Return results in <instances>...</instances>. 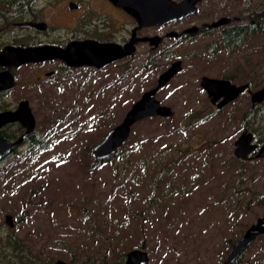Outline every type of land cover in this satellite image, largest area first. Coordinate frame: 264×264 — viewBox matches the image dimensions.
I'll list each match as a JSON object with an SVG mask.
<instances>
[{"label":"rangeland","instance_id":"1","mask_svg":"<svg viewBox=\"0 0 264 264\" xmlns=\"http://www.w3.org/2000/svg\"><path fill=\"white\" fill-rule=\"evenodd\" d=\"M243 3L264 11V0ZM217 37L197 35L170 52H151L156 65L147 69L142 47L99 72L81 70L27 93L31 72L18 89L48 148L0 162V238L15 236L44 264H119L122 252L141 244L149 264H221L230 242L264 215V156L241 165L233 153L244 130L254 136L242 124L250 94L217 110L200 79L232 75L236 84L253 81L252 90L264 86V33L235 53L213 55L207 45ZM177 58L183 70L156 94L173 117L137 122L119 148L125 157L90 168L93 147ZM263 254L261 235L239 259Z\"/></svg>","mask_w":264,"mask_h":264},{"label":"flooded vegetation","instance_id":"2","mask_svg":"<svg viewBox=\"0 0 264 264\" xmlns=\"http://www.w3.org/2000/svg\"><path fill=\"white\" fill-rule=\"evenodd\" d=\"M169 1L180 4L184 0ZM243 1L198 0L194 5V12L190 15L173 18L165 23L141 24L134 15L115 0H0V52L7 47L49 46L65 50L69 45L79 43L113 45L123 49L131 44L133 47L132 53L126 56L127 58L119 59L100 68L88 65H69L61 58L44 59L21 65L0 64V73H8L12 82V85L7 89H0L1 100L8 96L13 98L12 102H1L0 112L16 111L21 102L27 101L35 120L31 131H27V127L19 120L0 126V135L4 137L1 136L3 139L10 143L19 141L0 162L17 153H20L22 157L33 156L41 141H44L37 129L36 118L29 99L20 96L25 93L23 92L25 90L18 89L24 85L23 81L28 80L32 73L35 80L27 83V86L25 85L27 93L31 92L34 86L43 88L44 84H47L51 79L72 77L81 70L94 74L121 60L131 58L142 47L148 53L147 56L154 57L150 55L151 52H170L178 46H183L185 42H189L197 35L217 34L219 37L226 32L239 35L251 32L255 34L254 36H258L264 33V11L245 4ZM202 13L203 15H201ZM221 18H228L229 21L218 26L212 25ZM177 60L181 61L182 66V60L177 58L174 61ZM182 70L183 66L179 73ZM175 76L176 74L172 78ZM222 78L226 79L224 76ZM232 80L233 78L230 79L231 82ZM244 83L250 86L248 80ZM203 91L206 93L204 89ZM214 106L216 107V105ZM255 154L253 152L249 157L253 158ZM232 245L229 246V250Z\"/></svg>","mask_w":264,"mask_h":264},{"label":"water","instance_id":"3","mask_svg":"<svg viewBox=\"0 0 264 264\" xmlns=\"http://www.w3.org/2000/svg\"><path fill=\"white\" fill-rule=\"evenodd\" d=\"M122 7L126 8L134 15L141 24H157L168 22L177 17H184L194 12V5L198 0H184L180 4L171 3L169 0H115ZM228 18H221L213 23L218 26L228 22ZM131 44L124 49L113 45L98 44H72L65 50L54 47L38 48H18L7 47L0 52V64L14 63L21 65L27 62H38L44 59L61 58L69 65L103 67L129 56L132 53ZM181 61H174L166 70L161 72L156 84L143 91L140 97L134 101L126 111L122 120L109 129L104 137L93 147L91 156L96 160H104L112 156L130 136L131 128L137 122L146 118L161 117L169 119L173 117L174 111L170 106L162 104L156 97L157 92L166 86L168 81L180 72ZM12 85L11 77L8 73H0V89ZM201 87L206 91L211 104L217 109H222L240 94L247 91L251 96V103L261 104L264 102V86L252 91L249 84L237 85L224 78H213L203 76L200 82ZM19 120L31 131L35 125V120L28 102H21L16 111L0 112V126L7 122ZM19 141L10 143L0 135V160L11 151ZM234 155L241 160L250 159L249 155L256 152L254 157L264 156V139L259 144L254 141L251 132L244 130L234 142ZM5 223L13 228L14 217L10 214L5 216ZM261 235H264V215L256 219L242 236L234 242L227 256L221 264H234L244 253V251ZM54 264H71L63 259H57ZM124 264H149L148 253L144 249L134 248L126 253Z\"/></svg>","mask_w":264,"mask_h":264},{"label":"trees","instance_id":"4","mask_svg":"<svg viewBox=\"0 0 264 264\" xmlns=\"http://www.w3.org/2000/svg\"><path fill=\"white\" fill-rule=\"evenodd\" d=\"M264 30V29H263ZM254 33H245V34H236V33H230L226 32L222 36H219L215 38L209 45H207V50L210 54H218L219 52H224L226 54H232L235 53L238 50H241L242 47L250 41L253 38H255ZM156 62L154 61V57L147 56L143 68L147 69L149 66H155ZM225 78L231 79L233 78L232 75L226 76ZM250 83V86L255 85V83L251 80H248ZM264 118V102L263 104H257L252 105L249 107L247 111L244 112L242 115V124L248 126L254 133L255 136V142L261 143L264 139V127L260 125V120H263ZM147 120L153 119V118H146ZM57 120H60V118H57ZM255 120H257V125L253 127V123H255ZM259 124V125H258ZM123 146V145H122ZM121 146V147H122ZM39 148L41 150H45L48 148V145H45L43 141H41ZM85 148L88 150V152L91 151V146L86 145ZM127 151L123 152L122 150L118 149L111 158L108 157L105 160H96L90 159L89 154V160H92L90 162L89 167L92 168L97 165H101L103 163H106L107 161H110L113 157L118 156L120 158L125 157L127 155ZM104 161V162H103ZM240 164L242 165L245 163V160H238ZM238 176H242L240 173H238ZM257 196L260 197L261 195L257 193ZM264 197V194H263ZM230 244H233L230 242ZM229 244V245H230ZM140 248H144V244H141ZM31 251L27 250L20 239L16 238L15 236H8L6 235L4 238H0V264H44L38 258L37 256H32ZM126 254L124 252L121 253L118 263L124 264ZM239 260V261H238ZM236 263L240 264H264V254L262 258L256 257L254 259H248L244 261L243 263L240 262V259H238ZM73 262V260L71 261Z\"/></svg>","mask_w":264,"mask_h":264},{"label":"bare ground","instance_id":"5","mask_svg":"<svg viewBox=\"0 0 264 264\" xmlns=\"http://www.w3.org/2000/svg\"><path fill=\"white\" fill-rule=\"evenodd\" d=\"M133 56V55H132ZM125 58V57H124ZM127 58V57H126ZM183 62V61H182ZM183 64V63H182ZM177 75V74H176ZM175 78V77H174ZM227 79V78H226ZM172 80H173V78H172ZM230 80V79H229ZM170 83V82H169ZM14 85V84H13ZM249 88H250V86H249ZM7 89V88H6ZM163 89V88H162ZM252 89V88H251ZM244 94V93H243ZM241 95V94H240ZM263 104V103H262ZM226 107V106H225ZM220 110H222V109H220ZM2 136V135H1ZM3 137V136H2ZM255 137V136H254ZM4 138V137H3ZM127 142V141H126ZM19 147V146H18ZM256 153V152H255ZM110 158H111V156H110ZM105 160V159H104ZM99 161V160H98ZM104 162V161H103ZM17 223V222H16ZM243 257V256H242ZM239 261V260H238ZM236 263V262H235Z\"/></svg>","mask_w":264,"mask_h":264}]
</instances>
